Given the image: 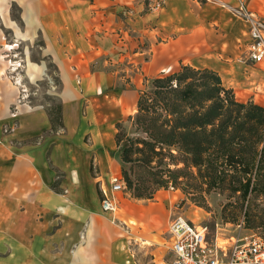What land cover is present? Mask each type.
Masks as SVG:
<instances>
[{
  "label": "crops",
  "instance_id": "0c3cea01",
  "mask_svg": "<svg viewBox=\"0 0 264 264\" xmlns=\"http://www.w3.org/2000/svg\"><path fill=\"white\" fill-rule=\"evenodd\" d=\"M35 4L61 113L53 128L46 107L0 95V264H174V196L112 192L126 165L117 135L152 80L182 65L217 72L264 107V64L248 61L250 20L239 11L264 24V0ZM103 191L116 210H103Z\"/></svg>",
  "mask_w": 264,
  "mask_h": 264
},
{
  "label": "rangeland",
  "instance_id": "374dc122",
  "mask_svg": "<svg viewBox=\"0 0 264 264\" xmlns=\"http://www.w3.org/2000/svg\"><path fill=\"white\" fill-rule=\"evenodd\" d=\"M35 5V0H0V95L8 98L14 94L19 103L46 107L58 114L62 80L45 40L38 35ZM235 96L240 102H250ZM119 132L120 153L129 147L134 150L135 161L124 165L134 183L150 186L161 178L168 181L145 201L171 194L175 216L183 215L195 225L206 227L210 244L224 246L230 244L227 239L231 237L264 236V162L259 158L251 176L238 185L233 182V169L226 172L222 182L202 176L196 168H185L177 148H173L174 157L167 156L163 164L155 161L151 166L155 169L147 166L145 153L137 151L143 148L139 141L146 140V135L137 125L136 114ZM118 195L119 201L133 198L128 189Z\"/></svg>",
  "mask_w": 264,
  "mask_h": 264
},
{
  "label": "trees",
  "instance_id": "16d2710c",
  "mask_svg": "<svg viewBox=\"0 0 264 264\" xmlns=\"http://www.w3.org/2000/svg\"><path fill=\"white\" fill-rule=\"evenodd\" d=\"M60 113V109L58 114L49 112L53 128ZM136 115L137 125L146 135V140L139 141L143 148L137 151L145 153L147 166L158 160L163 164L167 156L174 157L173 148H177L185 168H196L202 176L222 182L233 169V182L241 185L253 173L257 158L264 162V107L238 101L234 90L211 69L182 65L152 80L151 87L141 93ZM133 151L129 147L122 152L124 164L135 161ZM171 171L167 169V173ZM122 174L126 189L137 200H151L168 184L161 178L141 186L124 167Z\"/></svg>",
  "mask_w": 264,
  "mask_h": 264
},
{
  "label": "built area",
  "instance_id": "2783aa9c",
  "mask_svg": "<svg viewBox=\"0 0 264 264\" xmlns=\"http://www.w3.org/2000/svg\"><path fill=\"white\" fill-rule=\"evenodd\" d=\"M151 9L164 6V0H149ZM239 11L250 20V44L248 45V61L264 64V24L253 18L246 6ZM112 192L118 194L126 190L122 176L112 178ZM170 190L174 191L171 187ZM102 208L105 212L117 209L114 198L103 191ZM168 232L172 240L174 264H264V236L250 235L231 237L230 244L220 246L210 244L208 231L204 226H197L183 215L176 216L171 222Z\"/></svg>",
  "mask_w": 264,
  "mask_h": 264
},
{
  "label": "bare ground",
  "instance_id": "6f19581e",
  "mask_svg": "<svg viewBox=\"0 0 264 264\" xmlns=\"http://www.w3.org/2000/svg\"><path fill=\"white\" fill-rule=\"evenodd\" d=\"M251 40V39H250Z\"/></svg>",
  "mask_w": 264,
  "mask_h": 264
}]
</instances>
